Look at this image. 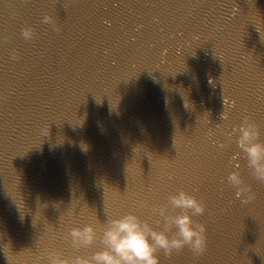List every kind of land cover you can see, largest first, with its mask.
I'll use <instances>...</instances> for the list:
<instances>
[{
  "label": "clouds",
  "instance_id": "1",
  "mask_svg": "<svg viewBox=\"0 0 264 264\" xmlns=\"http://www.w3.org/2000/svg\"><path fill=\"white\" fill-rule=\"evenodd\" d=\"M43 23L54 24V21L51 16H45ZM22 35L25 40H32L35 33L26 28ZM12 58H16L14 54ZM222 118L226 117L222 115ZM234 133L236 145L246 157L251 176L264 182V142L260 140L258 126L245 118ZM227 183L236 190L235 196L242 203L254 199V194L244 185L239 172H231L227 176ZM150 211L148 219L131 212L108 218L102 234H98L91 223L71 229L68 237L73 248H90L99 238L103 250L96 251L90 257L76 256L72 259H64L58 253L50 252L49 264H161L160 252L171 256L184 248L196 255H203L207 251V228L194 219L206 213V206L195 195L178 190L169 195L166 204H153Z\"/></svg>",
  "mask_w": 264,
  "mask_h": 264
},
{
  "label": "water",
  "instance_id": "2",
  "mask_svg": "<svg viewBox=\"0 0 264 264\" xmlns=\"http://www.w3.org/2000/svg\"><path fill=\"white\" fill-rule=\"evenodd\" d=\"M2 3H3V0H0V13H1V8H2Z\"/></svg>",
  "mask_w": 264,
  "mask_h": 264
}]
</instances>
